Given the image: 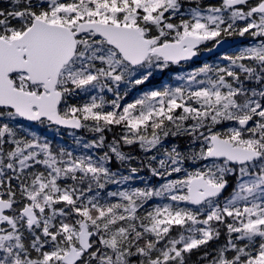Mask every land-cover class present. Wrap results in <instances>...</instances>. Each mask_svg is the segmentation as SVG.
I'll list each match as a JSON object with an SVG mask.
<instances>
[{
	"label": "snow or ice",
	"instance_id": "6c2138e0",
	"mask_svg": "<svg viewBox=\"0 0 264 264\" xmlns=\"http://www.w3.org/2000/svg\"><path fill=\"white\" fill-rule=\"evenodd\" d=\"M9 4L0 264H264V0ZM216 49L218 62L128 99ZM37 124L72 130L81 151Z\"/></svg>",
	"mask_w": 264,
	"mask_h": 264
},
{
	"label": "trees",
	"instance_id": "16d2710c",
	"mask_svg": "<svg viewBox=\"0 0 264 264\" xmlns=\"http://www.w3.org/2000/svg\"><path fill=\"white\" fill-rule=\"evenodd\" d=\"M207 2V0H206ZM10 6L9 0H0V7H7ZM240 37H232L229 39H236ZM245 39V38H240ZM208 47H211V44L208 45ZM204 52V51H202ZM219 54H213L211 56H208L205 60L196 59L194 62L190 63L189 65H186L184 67H177L173 66L170 70H168L166 73L163 74H157L155 79L145 85L137 86L133 89H130L128 99H134L141 95L144 91H148L153 88H160L167 85H173L175 86L179 81L177 80V76L184 75L186 72L193 70L194 68L202 66L204 63H216L219 61ZM111 94H109L110 96ZM31 131L36 132L42 139L46 138L48 141H50L54 146L56 147H67L69 149H72L76 152L81 151L80 148L74 145L73 140L74 137L71 134L72 130H66L63 128H57L56 126H48V125H34L31 128ZM118 132V130H116ZM77 136H82L85 140L92 139V134L87 132H79L76 133ZM109 140L112 138L113 133H106ZM126 152H130L133 156L136 157H143L142 151L138 147H131V148H125ZM133 166H136V162H133ZM118 167V165H117ZM141 176L147 177L150 181L153 183H158L155 178L151 177L148 173L147 169H144L141 172ZM137 186H143L139 181L136 182ZM111 188H114V186H110ZM159 203L160 201H156ZM195 256L193 257V261H195Z\"/></svg>",
	"mask_w": 264,
	"mask_h": 264
},
{
	"label": "water",
	"instance_id": "95a60500",
	"mask_svg": "<svg viewBox=\"0 0 264 264\" xmlns=\"http://www.w3.org/2000/svg\"><path fill=\"white\" fill-rule=\"evenodd\" d=\"M231 41H240L241 39L240 38H236V39H234V40H232V39H230ZM237 46H239V45H233V48L234 47H237ZM231 50V49H230ZM213 53H216V54H223V50H221V49H216V50H214V51H211V52H208L207 54H204L203 56H202V58L201 59H203L204 57H206V56H208V55H212ZM63 129H66V128H63ZM66 130H70V129H66Z\"/></svg>",
	"mask_w": 264,
	"mask_h": 264
},
{
	"label": "flooded vegetation",
	"instance_id": "af4514ba",
	"mask_svg": "<svg viewBox=\"0 0 264 264\" xmlns=\"http://www.w3.org/2000/svg\"><path fill=\"white\" fill-rule=\"evenodd\" d=\"M232 40H234V39H232ZM235 48H236V47L232 48L230 51H233ZM201 53H203V54H201V55H200L198 58H196V59L205 60L208 56H211V55H208V56L204 57L203 59H201L202 56H203L204 54H207V53H208V51H204V52H201ZM213 54H216V53H213ZM213 54H212V55H213ZM219 55H222V54H219ZM196 59H195V60H196Z\"/></svg>",
	"mask_w": 264,
	"mask_h": 264
},
{
	"label": "rangeland",
	"instance_id": "374dc122",
	"mask_svg": "<svg viewBox=\"0 0 264 264\" xmlns=\"http://www.w3.org/2000/svg\"><path fill=\"white\" fill-rule=\"evenodd\" d=\"M234 50H235V49H234ZM234 50H233V51H234ZM201 54H203V53H201ZM201 54H200V55H201Z\"/></svg>",
	"mask_w": 264,
	"mask_h": 264
}]
</instances>
